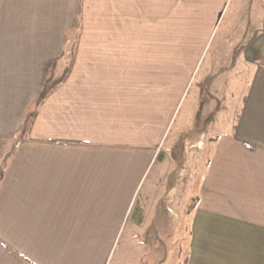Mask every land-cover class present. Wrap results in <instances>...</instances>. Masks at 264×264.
<instances>
[{"label":"crops","instance_id":"1","mask_svg":"<svg viewBox=\"0 0 264 264\" xmlns=\"http://www.w3.org/2000/svg\"><path fill=\"white\" fill-rule=\"evenodd\" d=\"M210 53L206 90L247 74L222 137L203 87L177 125ZM124 237L135 264H264V0H0V264H112Z\"/></svg>","mask_w":264,"mask_h":264},{"label":"rangeland","instance_id":"2","mask_svg":"<svg viewBox=\"0 0 264 264\" xmlns=\"http://www.w3.org/2000/svg\"><path fill=\"white\" fill-rule=\"evenodd\" d=\"M235 9L233 6L231 8ZM238 11V10H237ZM230 11L228 14L225 16L224 21L221 25V31L219 33V40H222V37L224 35V31L226 30V27L231 25L229 22L230 18ZM250 17V20L252 22V27L253 29L259 25V18L255 15L254 12V7H251L250 10L245 11V18ZM238 20L236 25H239V18H236ZM241 26V25H240ZM237 41V39H236ZM228 42V40L226 41ZM234 43V42H232ZM227 51V50H226ZM212 52V51H211ZM227 59L221 58L218 55L212 56L211 53L209 55V58L207 61L204 63V65H200L199 70H196V73L194 75V78L192 79L190 85H189V96L187 100H185V104L183 106L182 113L180 115L179 120L177 121V125L182 121L181 119L185 116L189 115V108H191V103L197 94L196 87L198 88H205L204 94L207 95L209 98V95L212 94L215 97V105L216 109L214 110V116H215V123L218 126V133H220V136H223V133L229 132L232 130L233 126L236 124L238 115L242 109L244 100H245V89H246V81H247V74L244 73L241 78L239 77L235 80L232 81L230 80V77H228V74H225L223 77H220L214 84L211 86L210 90H206V84L208 82V77L216 73L221 67L223 66H228ZM213 63V64H212ZM61 75H57V77L60 79ZM50 83H55V82H50ZM49 83V84H50ZM200 85H199V84ZM192 86H194L192 88ZM192 89V90H191ZM191 90V91H190ZM196 99V98H195ZM195 103V102H194ZM201 107V106H200ZM199 108V107H198ZM202 116L197 114V117L194 119L193 122H195V127L197 126L198 122L201 121ZM207 120V118L205 119ZM203 121V119H202ZM200 124V123H199ZM198 124V125H199ZM176 130V129H175ZM214 133V131L212 130ZM198 134V132H196ZM187 135V134H186ZM218 135V134H217ZM183 141L186 142L185 144L182 142L181 145L178 147L177 151V156L179 159H181L179 154L183 155V147L188 148V143L195 141V138L193 137H184ZM210 156V155H209ZM206 154L202 155V158L200 161L197 162L198 169L204 170L205 167L201 166L204 165L203 162L206 161L207 157H209ZM201 166V167H200ZM200 171V170H199ZM205 171H203L204 173ZM188 180L191 178V174L187 173ZM193 178L191 184L189 186L192 187V190L195 189L197 183H199V180ZM186 222H189L188 218L186 220V215H183L180 217L179 224L172 225V230H173V236L175 238V241L173 240L172 245H175L176 242H178L177 246L181 247L183 249V254L182 258L186 256V251L185 245H189L190 242V226H185ZM185 227H188V232H185ZM126 238L124 237L123 240L119 241L118 246H117V252L115 253L113 263L112 264H135V259L137 258V252L136 249H132L133 244ZM161 254V253H160ZM162 259V257H160ZM179 259H180V254L178 251H176V248L173 249L172 252V257H171V264H179ZM182 263V261H180Z\"/></svg>","mask_w":264,"mask_h":264},{"label":"trees","instance_id":"3","mask_svg":"<svg viewBox=\"0 0 264 264\" xmlns=\"http://www.w3.org/2000/svg\"><path fill=\"white\" fill-rule=\"evenodd\" d=\"M71 72V67L66 71V74L64 75L62 81H64V79L67 78V76L69 75V73ZM214 78V76L211 78V80ZM50 83V79H48L46 82H45V86L43 88V91L41 93V96L39 98V101H38V105L42 104L45 99L50 95V93L52 92V89L51 88L52 86L49 84ZM36 116H37V112H34L33 114L29 115L27 117V120H26V124H25V131L30 132V130L32 129L33 127V124H34V121L36 119Z\"/></svg>","mask_w":264,"mask_h":264}]
</instances>
